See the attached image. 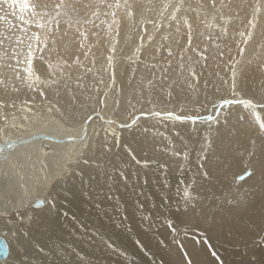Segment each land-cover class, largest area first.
<instances>
[{"label": "bare ground", "instance_id": "obj_1", "mask_svg": "<svg viewBox=\"0 0 264 264\" xmlns=\"http://www.w3.org/2000/svg\"><path fill=\"white\" fill-rule=\"evenodd\" d=\"M71 3L37 47L0 0V264H264V0Z\"/></svg>", "mask_w": 264, "mask_h": 264}, {"label": "snow or ice", "instance_id": "obj_2", "mask_svg": "<svg viewBox=\"0 0 264 264\" xmlns=\"http://www.w3.org/2000/svg\"><path fill=\"white\" fill-rule=\"evenodd\" d=\"M100 2L103 3L104 0H100ZM215 2L216 0H211V7L215 8ZM4 3L9 4V6L19 5L20 12L21 13L26 12V11L29 12L31 17L36 22V26L39 29L43 30V35L41 32H36L33 34V38L36 41L37 47H39L41 44H43L46 47L49 38L54 36V30L48 27L49 23H54L57 27H59L60 19L64 16H68L71 11L75 10V5L71 3V0H58V2L52 4L51 10H49V4L46 2V0H4ZM120 6L121 5L119 4V2H117V4L115 5V7L117 8H119ZM125 6L128 8H131V5L127 3V0H125ZM107 7H112V5H107ZM174 7H175V11L179 12L180 9L183 7V0H181V3L174 5ZM92 14L94 16L98 15L99 14L98 9L97 11H94ZM112 15L115 16V12H113ZM129 15H132V13L129 12ZM45 18H47V22H45ZM21 19H23V17H21ZM173 19H175V16H173ZM249 23H250L251 28H255V19H253ZM240 35L242 37H245V36L247 37V39L244 41L245 43H247V40L251 39V32H248V33L241 32ZM21 43L22 41L18 39L17 46L11 49V56L9 57V59H12L15 61L16 66H13L12 64H8L7 67L12 69L17 79H21L22 77L20 75L19 65L23 63L24 64L23 72L27 75V77L29 79H32L34 77L36 80H39L40 77L36 74V71L33 68V60L35 58L33 47L31 44H29L27 46V51L22 52L19 50V44ZM190 43H191V39H189V44ZM3 44H4V40L0 39V45H3ZM113 51H115V49H113ZM241 52H243V49H241ZM5 55H8V53L5 52ZM21 57H23L22 60H21ZM48 67L51 68L52 65L49 64ZM41 83H44V81H41ZM51 83L55 85L57 81L53 79ZM231 91L233 92L234 95L237 94V81H236L235 71L232 72ZM41 95H43V90H41ZM234 103L252 105L253 101L251 99H225L222 101V106L232 105ZM48 111L51 112L52 109L49 108ZM29 112H31V109H29ZM145 115H150V114L146 113ZM155 115L156 116H166L168 119H175V120H180V121L190 120L193 123H195L197 120H200V119H207L208 121H213L215 119H218V117H213L211 115L205 118V117H200L199 115H192V116L176 115L173 112H166V113L156 112ZM25 119H28V117L26 116ZM90 119H91V116L87 118V120H90ZM87 120H85V123H87ZM109 123L112 124V123H115V121H109ZM260 126L264 128V122H262ZM121 127H127V125H121ZM0 152H3L2 148H0ZM188 195L189 194L186 192L185 196H188ZM25 215H27V212H25ZM171 224L172 222L169 221L170 226ZM17 231H19V229H17ZM21 235L23 236L24 234L21 233Z\"/></svg>", "mask_w": 264, "mask_h": 264}, {"label": "water", "instance_id": "obj_3", "mask_svg": "<svg viewBox=\"0 0 264 264\" xmlns=\"http://www.w3.org/2000/svg\"><path fill=\"white\" fill-rule=\"evenodd\" d=\"M42 204L41 200H38L35 203V207H38ZM9 255V248H8V242L5 238H3V235H0V261L5 260Z\"/></svg>", "mask_w": 264, "mask_h": 264}, {"label": "rangeland", "instance_id": "obj_4", "mask_svg": "<svg viewBox=\"0 0 264 264\" xmlns=\"http://www.w3.org/2000/svg\"><path fill=\"white\" fill-rule=\"evenodd\" d=\"M11 130H12V129H11ZM247 173H248V172H246V173H244V174H241V175L239 176V178H240V177H244L245 175H247Z\"/></svg>", "mask_w": 264, "mask_h": 264}]
</instances>
